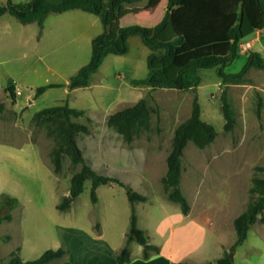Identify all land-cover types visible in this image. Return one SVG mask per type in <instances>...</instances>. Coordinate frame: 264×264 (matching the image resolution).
I'll use <instances>...</instances> for the list:
<instances>
[{
    "label": "rangeland",
    "instance_id": "obj_1",
    "mask_svg": "<svg viewBox=\"0 0 264 264\" xmlns=\"http://www.w3.org/2000/svg\"><path fill=\"white\" fill-rule=\"evenodd\" d=\"M6 1L0 0V4ZM140 2L148 5L150 12L131 14L120 20L121 24L150 26L162 18L166 0H140L129 5ZM102 28L97 15L79 8L48 13L40 34L35 22L22 24L7 12L0 15V102L4 105L0 109V192L18 200L10 210L11 219L0 221V264H6L13 252L23 260L33 259L46 248L61 246V240L68 252L59 261L116 264V245L124 242L120 233L129 224L130 203L124 188L115 183L99 185L98 200L92 203L87 179L70 211L55 207V202L68 194L70 177L81 163L73 164L63 155L61 170L53 171L50 151L57 138L48 128L54 127L55 121L37 119L36 111L65 101L83 111L71 115V120L88 128L77 135L85 161L148 197L138 204L139 221L147 225L149 220L166 216L163 207L170 213L180 212L178 204L165 197L161 178L173 130L188 117L195 96L201 118L213 124L216 135L203 148L191 141L184 147L180 188L191 215L174 221L173 235H189L188 244L194 239L192 246L199 243L185 261H215L235 239L233 219L246 207L252 177H264V70L251 68L240 82L224 84L216 68H200L196 89L133 86L131 78L147 73L150 50L139 36L132 35L126 53L107 54L88 85L69 90V77L89 60L91 39ZM245 41L251 46L243 50ZM247 50L264 57V23L241 38L238 56L224 71L238 72ZM8 83L15 87V101L4 90ZM50 83L61 85L35 95L36 87ZM223 88L235 112L231 130L223 127ZM142 97L150 108L149 128L126 142L107 123L108 115ZM54 186L56 196L51 193ZM124 216L126 224L122 225ZM99 232L104 235L98 236ZM149 233L154 240L150 227ZM137 246L136 242L130 244L132 259ZM228 255L233 264H264V222L251 224L245 240Z\"/></svg>",
    "mask_w": 264,
    "mask_h": 264
},
{
    "label": "trees",
    "instance_id": "obj_2",
    "mask_svg": "<svg viewBox=\"0 0 264 264\" xmlns=\"http://www.w3.org/2000/svg\"><path fill=\"white\" fill-rule=\"evenodd\" d=\"M135 0H29L13 3L7 0L0 4V15L7 12L20 23L35 22L38 34L43 29L44 18L50 12H62L72 8L91 12L98 16L102 31L91 39L89 60L69 77L66 83L69 90L89 84L107 54H124L128 51L127 39L137 35L146 45L150 53L146 59L147 73L142 78H131L133 86L151 88L169 87L176 89H196L200 83V68H216L222 83L240 82L251 68L264 70V57L258 51L247 50L245 63L236 73H227L224 67L232 62L239 51L241 38L259 30L264 23V0H166L163 17L152 27L138 23L121 24L115 21L122 5ZM134 14L124 13L120 20ZM110 29L112 30L110 32ZM112 36V37H110ZM50 83L36 87L35 95L41 94L51 86ZM4 90L12 101L16 99L15 87L8 83ZM221 111L224 117V129L231 130L235 124V112L223 88L221 94ZM0 102V109L3 108ZM259 114V108L257 107ZM83 111L62 104L44 107L35 112L37 119L46 117L54 119L55 125L48 128L54 132L57 143L50 151L53 171L58 173L62 166L63 155H68L73 164L81 163L69 180L68 194L60 197L56 208L67 210L84 188V182L90 180V201L97 202L96 189L101 184L115 183L124 188L130 203L129 224L123 245L115 252L116 263L130 260L131 242L141 246L142 257L147 258L151 252H158L159 247L148 240L145 229L138 226L135 202H145L148 197L124 183L115 175L95 170L85 161L77 135L88 131L84 123L71 120V115H80ZM57 118V119H56ZM107 123L115 127L123 140L130 142L142 129L150 125V108L145 98L138 99L134 104L125 106L108 115ZM216 130L212 123L201 118L200 103L195 96L191 110L186 119L176 125L173 130L171 146L166 157V171L161 182L167 200L178 204L182 214H187L190 204L180 188L181 157L186 144L191 141L203 148L215 137ZM16 197L0 192V221L10 220V210L17 204ZM264 222V177L253 176L249 187V200L245 209L233 219L235 239L228 251L215 261L189 263L178 261L174 264H233L228 255L235 250L247 237L251 224L255 221ZM68 252V247L61 245L46 248L33 259L23 260L13 252L6 264H70L67 260L59 261Z\"/></svg>",
    "mask_w": 264,
    "mask_h": 264
},
{
    "label": "crops",
    "instance_id": "obj_3",
    "mask_svg": "<svg viewBox=\"0 0 264 264\" xmlns=\"http://www.w3.org/2000/svg\"><path fill=\"white\" fill-rule=\"evenodd\" d=\"M136 1H140V0H135L133 2H136ZM133 2H131V3H133ZM129 4L130 3H125L122 5V10H121V12L118 13V17L115 20L118 25L120 22V17L124 13L131 12V11H133L134 13H138V12H142L143 10L150 12V10L147 9L148 5L144 6V4H142L141 2L139 4H135V5L134 4L129 5ZM164 9L166 10V4L164 6ZM165 10H164V13H165ZM164 13H163V15H164ZM152 26L153 25L145 26V27H152ZM16 88H18V87H16ZM51 193H52V195L56 196L55 186L52 188ZM57 202L58 201L55 202V207H56ZM145 202H135L134 203L135 211L137 213L136 214L137 215V223H138L139 227L145 229V231L148 235L149 242L152 244L158 245L159 250H158V252H151L147 258H143L141 246L138 244V246H137L138 252L136 253V257L134 259H132L131 251H130V260L128 262L116 263V264H174L175 262H178V261H185L187 259V256H190L191 252L194 251L197 246H199L198 245L199 243L198 244L196 243L195 245L192 246V244H194V239L192 240L193 242L188 244L191 240V238H187L189 235L185 236V234H182V233H179L177 235H173V230H174L173 223H174V221L178 220L179 218L181 219V221H183L186 217H189L191 215V210L187 214H180L181 211L179 212L178 210L170 213L166 210L167 209L166 207H163V210L166 212L165 213L166 216L160 218L157 221L155 219L149 220L147 225H143L141 223V221H139V215H138V213H139L138 212V206L139 205L138 204L139 203H145ZM72 203H71L70 207L67 210H65L64 212L70 211L72 209ZM120 222L122 223V225L126 224L125 216L121 219ZM147 226H149L150 228L153 229V233L156 236L154 240L151 239V235L149 233V227H147ZM121 228H123V226ZM126 231H127V228L126 229L123 228V230L120 233V234H122L121 237L124 239V241H125ZM103 235H104L103 232H99V234H98V236H100V237H102ZM60 243H62L61 245H64L63 240H61ZM123 243L124 242H122V244L118 243L119 245L118 244L116 245L117 247L115 249V252L123 245ZM130 244H129V248H130ZM56 247L57 246H55L54 248H56ZM204 251L205 250H201V252H204ZM222 252H223V250L221 251L220 256L223 254ZM198 260H200V259L188 261V262L189 263L205 262V261H198Z\"/></svg>",
    "mask_w": 264,
    "mask_h": 264
},
{
    "label": "built area",
    "instance_id": "obj_4",
    "mask_svg": "<svg viewBox=\"0 0 264 264\" xmlns=\"http://www.w3.org/2000/svg\"><path fill=\"white\" fill-rule=\"evenodd\" d=\"M242 49L245 50L248 47L251 46V42L250 41H245L244 43H241Z\"/></svg>",
    "mask_w": 264,
    "mask_h": 264
},
{
    "label": "water",
    "instance_id": "obj_5",
    "mask_svg": "<svg viewBox=\"0 0 264 264\" xmlns=\"http://www.w3.org/2000/svg\"><path fill=\"white\" fill-rule=\"evenodd\" d=\"M230 256V258L232 259V256L231 255H229Z\"/></svg>",
    "mask_w": 264,
    "mask_h": 264
}]
</instances>
